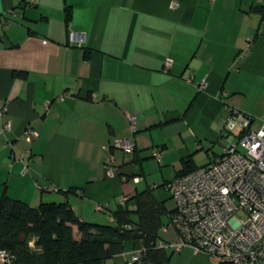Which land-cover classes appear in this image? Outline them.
Segmentation results:
<instances>
[{
  "label": "crops",
  "instance_id": "crops-1",
  "mask_svg": "<svg viewBox=\"0 0 264 264\" xmlns=\"http://www.w3.org/2000/svg\"><path fill=\"white\" fill-rule=\"evenodd\" d=\"M71 30L85 34L81 46ZM0 103L10 122L0 134V199L68 202L82 220L115 224L119 198L134 209L133 195L153 193L155 170L173 168L163 186L221 156L235 140L225 130L232 108L253 130L264 121V0H0ZM27 125L39 133L28 142ZM115 137L134 150L111 149L108 177L104 146ZM166 221L165 242L177 236L167 237ZM140 246L129 239L102 264H129ZM163 250L164 264H208L191 247Z\"/></svg>",
  "mask_w": 264,
  "mask_h": 264
},
{
  "label": "built area",
  "instance_id": "built-area-1",
  "mask_svg": "<svg viewBox=\"0 0 264 264\" xmlns=\"http://www.w3.org/2000/svg\"><path fill=\"white\" fill-rule=\"evenodd\" d=\"M68 34L70 41L79 46L85 39L83 33L71 30ZM168 65L166 62V68ZM196 85L203 90L205 81ZM5 111V104L0 103V134L10 129V122L3 119ZM129 116L133 123L135 115ZM250 121L248 113L232 108L225 130L235 140L225 152L165 182L175 205L166 215L164 228H174L177 236L166 242L157 240L156 246L173 251L191 247L204 252L208 264H264V121L257 130L251 128ZM22 133L26 142L39 135L28 125ZM112 141L104 146L108 177L116 174L111 149L118 148L124 153L134 150V143L127 138L115 137ZM151 155L160 161L159 149L152 148ZM140 179V176L132 177L135 182ZM125 200L121 196L120 204L124 205ZM105 205L98 203L96 208L102 210ZM145 251L143 245L135 250L129 264L141 262ZM11 259L12 255L0 248V264H8Z\"/></svg>",
  "mask_w": 264,
  "mask_h": 264
},
{
  "label": "trees",
  "instance_id": "trees-1",
  "mask_svg": "<svg viewBox=\"0 0 264 264\" xmlns=\"http://www.w3.org/2000/svg\"><path fill=\"white\" fill-rule=\"evenodd\" d=\"M130 200L134 209L120 205L112 212L115 224H100L80 219L68 202L43 201L30 206L4 194L0 199V248L12 255L8 264H102L106 257L123 251L125 241L137 239L146 251L141 262L133 264H164L168 256L156 242L162 217L172 209L167 210L149 189Z\"/></svg>",
  "mask_w": 264,
  "mask_h": 264
},
{
  "label": "rangeland",
  "instance_id": "rangeland-1",
  "mask_svg": "<svg viewBox=\"0 0 264 264\" xmlns=\"http://www.w3.org/2000/svg\"><path fill=\"white\" fill-rule=\"evenodd\" d=\"M204 154H200L199 156V160L202 161L204 160ZM156 160V159H155ZM164 167V168H163ZM163 168V169H162ZM162 171H160L159 169L155 170L154 172H152L150 174V179H149V185L153 186L154 189H153V193L155 195V197L159 200H164L165 199V202L167 204L168 207H173L175 205V201L173 198H171V196H169V191L167 190V188L165 187V182L167 180L164 181V184L163 186L162 185H158L160 184L165 177H172L174 176V170L172 167H165V166H162ZM172 231H170L167 235V237H172L174 234H173V231L175 232L174 228L171 229ZM75 233V237H79V233H77V231L75 230L74 231ZM162 234L164 235L165 233L162 232ZM175 237V236H174ZM173 237V238H174ZM172 238V239H173Z\"/></svg>",
  "mask_w": 264,
  "mask_h": 264
}]
</instances>
